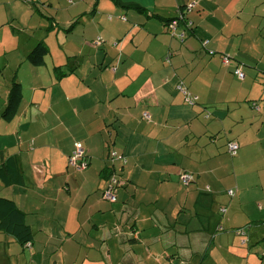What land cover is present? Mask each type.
<instances>
[{
    "label": "crops",
    "instance_id": "1",
    "mask_svg": "<svg viewBox=\"0 0 264 264\" xmlns=\"http://www.w3.org/2000/svg\"><path fill=\"white\" fill-rule=\"evenodd\" d=\"M8 1L0 38L25 28ZM68 1L32 0L53 37L0 56V166L12 157L22 176L0 195L33 235L0 231V264H264V0ZM12 81L22 98L5 119Z\"/></svg>",
    "mask_w": 264,
    "mask_h": 264
},
{
    "label": "trees",
    "instance_id": "2",
    "mask_svg": "<svg viewBox=\"0 0 264 264\" xmlns=\"http://www.w3.org/2000/svg\"><path fill=\"white\" fill-rule=\"evenodd\" d=\"M117 2V0H115ZM127 6H131L134 8L142 9L138 5L127 4ZM174 21V19H171ZM168 20L167 27L172 21ZM169 29V27H168ZM170 31V30H169ZM102 38H98L95 41L96 45L102 44ZM48 49L43 41H38L33 48L27 53V60L33 65L42 64L45 61V55L47 54ZM63 73H59L58 75H62ZM22 98V87L18 81H12L8 94L5 101V106L1 115L5 119L11 118L16 108L18 107ZM85 155L83 156V158ZM86 161V159H85ZM116 178L118 181H122L117 175H110L108 178V183L112 178ZM21 174L16 168V164L14 162V158L10 157L4 160L3 164L0 166V179L1 182L5 185H10L16 182L21 181ZM120 185V184H119ZM118 186V185H117ZM105 190V189H104ZM104 192V191H103ZM109 200V199H108ZM116 200V196H115ZM114 200V201H115ZM111 201V200H110ZM113 202V201H112ZM0 231L3 233L9 234L11 237L15 239L19 244L30 246L32 243V231L29 225L24 221L23 212L17 207L15 202L7 197H3L0 195Z\"/></svg>",
    "mask_w": 264,
    "mask_h": 264
},
{
    "label": "rangeland",
    "instance_id": "3",
    "mask_svg": "<svg viewBox=\"0 0 264 264\" xmlns=\"http://www.w3.org/2000/svg\"><path fill=\"white\" fill-rule=\"evenodd\" d=\"M32 0H11L6 2V5L8 7H11L14 5V8L18 9H9L8 12L13 13L14 16H18L21 24L25 26V28H20L19 24L14 22V23H9L8 24V34H3L2 38H0V56L4 58L3 52L6 50L8 57L11 59L14 49L19 46L20 51H24L26 48H29L28 46L30 45L29 43L31 42L32 37H38L41 36L47 40L49 38H52V29L54 28L53 23H49L50 27L48 28V20L45 19L40 23L42 16L40 13H30L31 10V2ZM70 2H73L74 0H69ZM68 1V2H69ZM69 2V3H70ZM75 2V1H74ZM190 3V2H189ZM188 3V4H189ZM20 5L22 7H27L26 9H20ZM4 6V5H1ZM30 15V16H28ZM48 15V14H47ZM12 25V26H11ZM42 27L43 29H40ZM14 38V39H13ZM101 38V36H97L95 38V41ZM13 40L14 43L10 46V42ZM90 42H92L90 40ZM94 42V41H93ZM103 43V41H102ZM10 46V47H9ZM32 46V45H31ZM10 51V52H8ZM56 54V52H55ZM22 55L17 54L16 56L12 57V60L16 57H21ZM19 59V58H18ZM12 64V63H11ZM7 69V67L5 68ZM3 80V75H1L0 81ZM231 158L230 155L228 154V159ZM226 161L228 162V159L225 158ZM222 264V263H219Z\"/></svg>",
    "mask_w": 264,
    "mask_h": 264
},
{
    "label": "built area",
    "instance_id": "4",
    "mask_svg": "<svg viewBox=\"0 0 264 264\" xmlns=\"http://www.w3.org/2000/svg\"><path fill=\"white\" fill-rule=\"evenodd\" d=\"M175 21H172L168 27L169 30L171 31V33H173L172 31L175 28ZM180 39H183L184 34H179L178 36ZM212 53V52H210ZM223 62L227 63L229 61V56L224 55L222 57ZM234 73L239 77V78H243L244 73L243 71H241V69L236 68ZM179 89L184 90L182 86H179ZM185 93V92H184ZM196 99L195 95H190V94H185V100L186 102H188L189 104H192L194 102V100ZM144 117L148 118L149 115L147 112H144ZM238 149V143L235 141H230L228 143V150L230 152V154H234ZM116 153L115 152H111V156L114 157ZM84 151H83V147L82 144L80 142H77L75 144V147L72 151V153L69 155L68 157V162L74 167L75 170H82L85 167V161H84ZM180 180L182 181L183 184L187 185L189 184L192 180H193V175L191 173L188 172H184L180 174ZM121 184L120 181H118L116 178H112L110 180V183L107 185V187L105 188L104 192H103V196L111 201L115 200V196H116V190H117V185ZM228 193L231 195L233 193L232 189L228 190Z\"/></svg>",
    "mask_w": 264,
    "mask_h": 264
},
{
    "label": "bare ground",
    "instance_id": "5",
    "mask_svg": "<svg viewBox=\"0 0 264 264\" xmlns=\"http://www.w3.org/2000/svg\"><path fill=\"white\" fill-rule=\"evenodd\" d=\"M172 21V20H171ZM176 21V20H175ZM168 57V56H167ZM113 151V150H112ZM111 156V155H110Z\"/></svg>",
    "mask_w": 264,
    "mask_h": 264
}]
</instances>
